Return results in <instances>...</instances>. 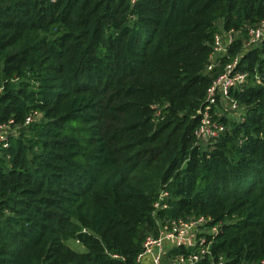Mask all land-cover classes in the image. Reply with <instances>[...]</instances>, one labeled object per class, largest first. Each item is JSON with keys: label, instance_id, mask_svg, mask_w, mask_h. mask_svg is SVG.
Returning a JSON list of instances; mask_svg holds the SVG:
<instances>
[{"label": "trees", "instance_id": "trees-1", "mask_svg": "<svg viewBox=\"0 0 264 264\" xmlns=\"http://www.w3.org/2000/svg\"><path fill=\"white\" fill-rule=\"evenodd\" d=\"M263 20L264 0H0V124L42 115L0 148V264H137L162 190L158 218L211 215L217 257L263 264L264 40L243 121L195 135L215 34L240 31L226 63Z\"/></svg>", "mask_w": 264, "mask_h": 264}, {"label": "built area", "instance_id": "built-area-1", "mask_svg": "<svg viewBox=\"0 0 264 264\" xmlns=\"http://www.w3.org/2000/svg\"><path fill=\"white\" fill-rule=\"evenodd\" d=\"M239 35L238 30L221 29L214 36L213 52L206 68L208 71L218 66L223 69L213 80L205 105L199 110L201 119L195 130L198 141L207 142L226 130V126L213 116L214 109L220 102L230 103L233 109L240 107L236 99L231 97V91L247 82L248 73L241 71L238 65L244 53L264 40V20L250 29L241 52L223 63L222 58L229 57L230 49ZM40 115L39 111L34 110L26 116L23 123H17L14 118L1 123L0 148H8L11 139L17 136L19 128L31 124ZM169 196V191L162 190L154 202L156 229L146 236L143 249L137 257V264H202L207 261L208 264H225L224 257H217L212 249L221 223H216L211 215L205 214L158 218L160 210L170 208L167 201Z\"/></svg>", "mask_w": 264, "mask_h": 264}, {"label": "rangeland", "instance_id": "rangeland-1", "mask_svg": "<svg viewBox=\"0 0 264 264\" xmlns=\"http://www.w3.org/2000/svg\"><path fill=\"white\" fill-rule=\"evenodd\" d=\"M245 110H246L245 106H243V105L238 107L237 109H233L230 103L220 102L215 107L213 116H214V118L220 120L223 124H224V122L222 121V119L225 117L228 121V125H226V124H224V125L226 126V129H229L233 122L243 121ZM41 116L42 115L37 117L35 119V121L40 120L42 118ZM18 134H19V131H18V133L16 132V135H18ZM199 142H201V141H199ZM67 243L77 250H83V247L81 246V244L75 239L67 240Z\"/></svg>", "mask_w": 264, "mask_h": 264}]
</instances>
